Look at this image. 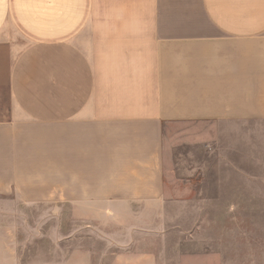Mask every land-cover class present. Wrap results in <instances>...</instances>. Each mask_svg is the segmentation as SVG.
<instances>
[{"label":"crops","instance_id":"1","mask_svg":"<svg viewBox=\"0 0 264 264\" xmlns=\"http://www.w3.org/2000/svg\"><path fill=\"white\" fill-rule=\"evenodd\" d=\"M3 92L0 194L57 189L77 218L158 198L163 135L191 124L202 168L231 180L213 189L229 205L203 201L230 207L232 242L203 254L264 264V0H0Z\"/></svg>","mask_w":264,"mask_h":264},{"label":"rangeland","instance_id":"2","mask_svg":"<svg viewBox=\"0 0 264 264\" xmlns=\"http://www.w3.org/2000/svg\"><path fill=\"white\" fill-rule=\"evenodd\" d=\"M2 99L0 117L6 114L4 92ZM170 128L163 135L158 198L90 203L95 216L77 218L71 204L55 200L57 189L45 198L30 190L31 200L22 191L19 200L14 195L21 192L0 194V264H111L121 255H151L156 264H218L220 254L233 264L234 252L203 254L216 249L217 233L226 248L232 242L230 207L203 201L221 195L223 205L230 204L229 193H213L214 187L229 188L226 164L209 161L202 168L193 126Z\"/></svg>","mask_w":264,"mask_h":264}]
</instances>
